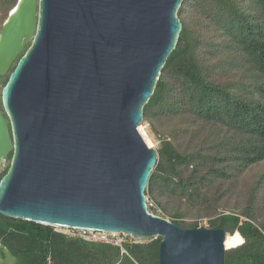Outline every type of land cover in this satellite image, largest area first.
Here are the masks:
<instances>
[{
    "label": "water",
    "instance_id": "1",
    "mask_svg": "<svg viewBox=\"0 0 264 264\" xmlns=\"http://www.w3.org/2000/svg\"><path fill=\"white\" fill-rule=\"evenodd\" d=\"M182 2L16 1L0 30L1 215L159 238L158 264H224L222 229L182 228L146 205L157 154L143 107Z\"/></svg>",
    "mask_w": 264,
    "mask_h": 264
},
{
    "label": "trees",
    "instance_id": "2",
    "mask_svg": "<svg viewBox=\"0 0 264 264\" xmlns=\"http://www.w3.org/2000/svg\"><path fill=\"white\" fill-rule=\"evenodd\" d=\"M16 1L0 0L4 19ZM177 15L178 42L143 107L158 142L145 194L182 228L201 218L231 236L224 264H264V0H183ZM159 243L121 249L0 214L11 264H158Z\"/></svg>",
    "mask_w": 264,
    "mask_h": 264
},
{
    "label": "built area",
    "instance_id": "3",
    "mask_svg": "<svg viewBox=\"0 0 264 264\" xmlns=\"http://www.w3.org/2000/svg\"><path fill=\"white\" fill-rule=\"evenodd\" d=\"M147 210L157 216L162 217V212L156 206V204L150 200L148 197L146 198ZM240 220H244V218L240 217ZM55 231L61 232L70 238L82 239L88 242H100L105 244H112L118 246L122 249V245L126 240L132 241V236H126L121 233H111V232H100L89 229H70V228H56L52 227ZM227 250V249H226Z\"/></svg>",
    "mask_w": 264,
    "mask_h": 264
},
{
    "label": "rangeland",
    "instance_id": "4",
    "mask_svg": "<svg viewBox=\"0 0 264 264\" xmlns=\"http://www.w3.org/2000/svg\"><path fill=\"white\" fill-rule=\"evenodd\" d=\"M4 17H3V15H2V13L0 12V30H1V27H2V24H3V22H4ZM4 87V85H2V84H0V93H1V91H2V88ZM141 127H142V130H143V133H144V135L146 136V138L148 139V141H149V143H150V145H151V147H152V149L156 152V149H157V147H158V142H157V140H156V138L154 137V135L151 133V131H150V129L148 128V125L147 124H144V123H142L141 124ZM2 173H3V171H2ZM251 173V175H252V172H250ZM249 180V179H248ZM250 181V180H249ZM239 192H240V194L242 193V191H241V188L239 189ZM237 193H238V189L234 192V196H233V199L234 200H239V198L241 199V198H244V197H241V196H243V194H241L240 196L239 195H237ZM146 195V198L148 197L150 200H152L147 194H145ZM153 201V200H152ZM231 205L232 206H236L235 204H234V202L232 201V203H231ZM238 206V205H237ZM234 208V207H233ZM232 208V209H233ZM235 209V208H234ZM223 211V210H222ZM226 212H229V211H226ZM162 217L163 218H166V219H168V220H170L169 219V217H167L166 215L164 216V213H162ZM193 220H197V219H193ZM171 221V220H170ZM190 222L192 221V220H189ZM197 222H198V226H201V227H205V228H208V222H207V220L206 219H198L197 220ZM227 237L229 238V237H231V236H229V235H227ZM0 263H2V264H11L12 263V260L9 258V257H7L6 259H0Z\"/></svg>",
    "mask_w": 264,
    "mask_h": 264
},
{
    "label": "bare ground",
    "instance_id": "5",
    "mask_svg": "<svg viewBox=\"0 0 264 264\" xmlns=\"http://www.w3.org/2000/svg\"><path fill=\"white\" fill-rule=\"evenodd\" d=\"M140 133H141L142 137L145 139V141L148 143V145L151 147V145H150V143H149L148 139L146 138V136H145V135H144V133H143V130H142V128L140 129ZM226 239H228V237H227V236H226ZM226 239H225V242H226Z\"/></svg>",
    "mask_w": 264,
    "mask_h": 264
},
{
    "label": "flooded vegetation",
    "instance_id": "6",
    "mask_svg": "<svg viewBox=\"0 0 264 264\" xmlns=\"http://www.w3.org/2000/svg\"><path fill=\"white\" fill-rule=\"evenodd\" d=\"M11 157V155H9V158ZM2 171H3V173H5L6 172V169H4V170H1L0 171V174H2Z\"/></svg>",
    "mask_w": 264,
    "mask_h": 264
}]
</instances>
